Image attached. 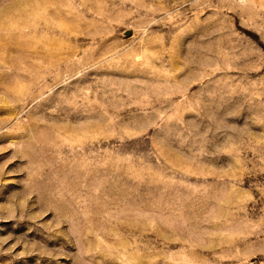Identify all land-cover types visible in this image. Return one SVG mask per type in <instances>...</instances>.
I'll return each mask as SVG.
<instances>
[{
    "label": "rangeland",
    "instance_id": "374dc122",
    "mask_svg": "<svg viewBox=\"0 0 264 264\" xmlns=\"http://www.w3.org/2000/svg\"><path fill=\"white\" fill-rule=\"evenodd\" d=\"M0 264H264V0H0Z\"/></svg>",
    "mask_w": 264,
    "mask_h": 264
},
{
    "label": "water",
    "instance_id": "95a60500",
    "mask_svg": "<svg viewBox=\"0 0 264 264\" xmlns=\"http://www.w3.org/2000/svg\"><path fill=\"white\" fill-rule=\"evenodd\" d=\"M127 34L129 35L130 33L128 32Z\"/></svg>",
    "mask_w": 264,
    "mask_h": 264
}]
</instances>
